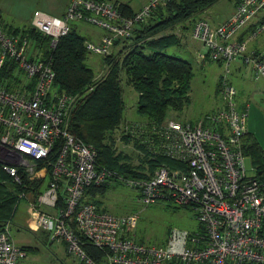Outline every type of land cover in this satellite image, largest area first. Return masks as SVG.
<instances>
[{
  "label": "built area",
  "instance_id": "obj_1",
  "mask_svg": "<svg viewBox=\"0 0 264 264\" xmlns=\"http://www.w3.org/2000/svg\"><path fill=\"white\" fill-rule=\"evenodd\" d=\"M163 1L148 0L133 19L126 18L113 0H69L62 16L34 9L29 24L48 35L52 47L72 20L97 25L105 32L84 46L88 52L107 55L116 38L130 35L133 21L142 20ZM233 4L225 20L210 26L201 19L193 31L204 46L197 57L225 65V75L217 83L221 104L195 123L173 116L158 125L124 123L117 136L131 133L152 150H146L149 155L165 158L152 173L125 178L139 190V200L185 205L199 222L193 230L172 227L162 245L133 237L136 211L117 215L86 199L87 187L118 174L99 165L93 145L68 129L77 96L54 85L50 57L35 46L27 30L3 27L0 12V73L13 62L11 72L20 79L19 87L7 88L12 76H0V172L20 189L29 187L36 193L35 203L27 208L33 213L32 227L48 231L50 241L62 240L67 251L86 264L95 263L86 256L79 235L107 250L106 264H264V176L257 164H246L250 156L242 138L247 111L237 106V88L226 77L231 62L243 58L255 76L264 78V47L248 49L246 39L238 38L264 0ZM253 26L248 37L264 29V19ZM10 224L0 227V264H24L26 251L14 241Z\"/></svg>",
  "mask_w": 264,
  "mask_h": 264
},
{
  "label": "trees",
  "instance_id": "obj_2",
  "mask_svg": "<svg viewBox=\"0 0 264 264\" xmlns=\"http://www.w3.org/2000/svg\"><path fill=\"white\" fill-rule=\"evenodd\" d=\"M215 1L217 0H166L159 3L149 15L137 21L129 36L114 40L113 46L123 40L127 42L123 44V51L120 52L123 54L118 59L120 53L112 57H109V54L103 55V62L106 61L109 65L99 77L93 76V68L85 61L88 52L83 44L85 36L75 31L72 25L65 35L59 37L53 47L50 45V37L33 29L29 23L13 28L27 30L35 46L44 56L50 57L55 73L54 85L68 94H78L70 110L68 129L84 142L93 145L97 150L96 160L99 165L118 174L111 175L108 180L98 185H90L85 190L86 199L103 210L105 209L102 207L101 197L106 192L111 179L125 180V178L147 175V172L152 173L154 168L165 159L161 156L153 157L152 154L147 156L152 150L144 147L131 133H122V137L133 139L132 144L135 148L145 154L141 155L140 168L145 162L148 169L145 172H138L133 169L135 165L122 161L128 153L124 150L118 151L116 146H113L114 132L124 123L132 125L135 122H146L148 125L152 123L158 125L168 116L170 110L181 111L189 102L193 76L192 63L164 51L166 47L178 43L179 37L174 33L160 37L155 35ZM118 8L122 13L130 16L134 13L123 2L118 3ZM248 27L250 28L247 30L251 31L254 26ZM12 68L13 62L8 69L5 68L0 73V76L5 74L12 76V79L5 84L7 88L20 86L18 83L20 79L13 74V71L11 72ZM122 76H124L123 80L137 92V111L145 118L134 121L125 119L123 123L125 101ZM89 86L91 88H88ZM242 140L244 152L252 155V161L257 162L258 173L264 176V154L258 141L248 132ZM3 177L9 181L8 185ZM17 188L20 186L14 183L9 175L0 172V227L7 219H12L14 216L16 209L14 204L20 198L15 192ZM79 237L86 256L95 264H106L107 250L93 244L83 235ZM22 247L26 248V246ZM80 263L84 264V260Z\"/></svg>",
  "mask_w": 264,
  "mask_h": 264
},
{
  "label": "rangeland",
  "instance_id": "obj_3",
  "mask_svg": "<svg viewBox=\"0 0 264 264\" xmlns=\"http://www.w3.org/2000/svg\"><path fill=\"white\" fill-rule=\"evenodd\" d=\"M41 2L42 0H0L2 18L5 23L11 25L12 27L25 26L29 23V19H31L32 12L35 9L34 7L41 6ZM229 4V0H219L215 6L207 8V12H210V15L214 16L215 19L220 20L227 13L230 6ZM156 6H152L151 11H153ZM263 9L264 8L261 10ZM136 11H134V14ZM260 12H258V14ZM122 14L126 18H133L134 15L132 14L130 16L124 13ZM193 17L197 20L191 31H194L195 25L199 22V20H201L198 15H193L190 19ZM192 20L194 21V18ZM189 22V19L185 20V23L182 20L181 23L175 26L170 25V27L162 30L155 36L160 37V35L162 36L170 31H175L176 35L181 39L180 43L168 46L164 51L167 54L187 59L192 63L193 76L189 90V102L181 111L170 110L168 112V116H173L174 118L181 120L186 119L191 123H195L203 119L210 111L216 109L221 104L222 97L217 90V83L219 78L225 75V65L217 61H206L205 63H201L196 59L197 51L202 49V47H200L199 41L191 37V33L189 31L191 27H189ZM137 23V21L132 22L134 26L137 25ZM185 24L188 25L184 26ZM2 26L8 27L3 23ZM86 32V30L82 31L85 36ZM86 40L90 39H84V42ZM124 43L127 42L123 40L122 42L117 43L116 46L112 45L109 57L123 51ZM261 43H264V29L258 32L257 35L252 37L250 40H247L248 46ZM122 54L123 53H120L117 56V59L120 58ZM103 60V54L87 52L85 61L93 68L94 77H99L103 74V72H105V70H107L109 63L106 61L103 62ZM247 66L248 70L246 72L239 73L234 72L233 66L230 64L229 72L226 77L228 81L240 88L241 91L238 93L237 99H247V104H249L247 121H251L249 124L250 130L256 133L258 145L264 149V78L262 76L255 77L253 71L250 70L249 65ZM123 79L124 76H122L123 98L125 101L123 123L125 122V119L134 121L145 118L137 111V92ZM74 95L78 96V94ZM124 126H121L116 132H114L115 140L114 142L112 141V144L113 146H116L118 151L124 150L128 153L122 161L132 164V166L135 165L133 169H136L138 172H145L148 169L147 163L144 162L143 167L140 168V160H142L141 155H143L144 152L135 148V145L132 144L134 142L133 139L124 137L117 139V136L121 133V129ZM147 156H149L148 153ZM249 156L250 158H246L247 166H256L257 162L252 161L251 154H249ZM3 180L6 181V184L9 183L5 177H3ZM15 192L18 194V198L20 197L21 199L19 198L18 202H15L14 204L16 209L13 218L7 219L6 221L11 223L10 231L13 238L15 237L16 239H19L18 237H20V239L23 238L24 240L25 238L29 239L32 236L31 231H28L26 228H20L22 231L20 233L17 231V228L18 226H24L27 222H29L30 226H32L33 213L31 214L27 208L31 202L35 203L34 200L36 193L32 194L29 187L26 189L17 188ZM139 195V190L129 185L125 180L113 178L109 181L108 188L101 197L102 207L111 213L120 215L127 214L129 212H137V221L130 228V233H132L135 239L143 241L147 244L162 245L167 239L169 231L172 227L177 226L193 230L199 225V222L194 217V213L191 208L185 205L176 204L171 200L167 201L163 199H158L154 202L145 204L139 200ZM46 234L49 238L48 231ZM44 239L46 240L45 237ZM47 240L46 242L39 241L35 243L38 249L27 251L28 262L32 264H79L80 259L78 256L74 253L68 252L66 245L62 242V240ZM17 243H19L18 240Z\"/></svg>",
  "mask_w": 264,
  "mask_h": 264
},
{
  "label": "crops",
  "instance_id": "obj_4",
  "mask_svg": "<svg viewBox=\"0 0 264 264\" xmlns=\"http://www.w3.org/2000/svg\"><path fill=\"white\" fill-rule=\"evenodd\" d=\"M117 3H125L127 6H129L132 10L136 11L138 9H140L144 4H146V2H148V0H113ZM219 0L215 1L214 3H212L211 5H209L208 7L202 9V10H199L198 12H196L194 15H198L199 19H204L208 22V24L210 26H215L217 24H219L220 22H222L223 20H225L233 11H234V4H233V0H229V9L227 10V13L225 14V16L218 20V19H215L214 16L210 15V12H207V8L211 7V6H215L216 3H218ZM50 2H51V5H50ZM69 0H42L41 2V6H35L34 8H40V9H43L51 14H54V15H58V16H62L65 9H66V6L68 4ZM33 8V9H34ZM264 8V7H263ZM0 12H1V8H0ZM260 12V11H259ZM193 16V15H192ZM191 17V16H190ZM190 17L186 18L185 20L189 19L190 20V24H189V27H191V29L189 30L190 33H191V37L197 41L200 42V47H202V49H204V46L202 45V42L201 40L194 36V33L192 30V27L194 25V23L196 22V18H194V21L192 19H190ZM264 18V9L261 10V12L259 14H257V16L250 22V24L246 25L245 27H243L240 32L238 33V38H244L246 39V42L247 40H250L252 37H248L249 35V30H247L249 25L250 26H253V24H255V22L259 19H263ZM185 20L184 23H185ZM29 22H30V19H29ZM182 22V21H181ZM179 22V23H181ZM1 23H3L4 25H7L8 27H5V28H10V29H13L17 26H14L12 27L11 25L5 23L4 19L2 18V12H1ZM177 23V24H179ZM175 24V25H177ZM187 24V25H188ZM70 25H72V28L77 31L79 34L85 36V34L82 33V31L86 30V36H85V39H90L92 41H98L100 39V37L103 35V33L105 32L104 29H102L101 27L99 26H96V25H93V24H90L88 22H85V21H82V20H72L70 22ZM174 25V26H175ZM186 24L184 26H187ZM247 30V31H246ZM169 33H174L176 34L175 31H170ZM257 35V34H256ZM255 36V35H254ZM253 36V37H254ZM181 39L179 37V42L180 43ZM177 43L175 44H172L173 45H176ZM171 46V45H170ZM248 46V45H247ZM199 47V48H200ZM264 47V43H261V44H253L251 46H248V49H261ZM201 50V49H200ZM199 51V50H198ZM196 57V56H195ZM196 59L201 62V63H205L206 61H212V60H201L199 59L198 57H196ZM221 63V62H220ZM232 66H233V71L234 72H239V73H242V72H246L248 69V64L243 60V58H237L235 59L234 61L231 62ZM249 68L250 70L252 71L250 65H249ZM255 77H258V76H255ZM258 80V79H257ZM233 84V83H232ZM235 87L237 88V95L238 93L241 91L239 87H237L235 85ZM237 106L238 107H244L246 108V111H248V108H249V104H247V99L246 100H242L239 98L237 99ZM178 120H181V119H178ZM186 120V119H184ZM251 123V121H247L246 124H247V132L248 133H251L253 135V137H255V139L257 140V135L254 131L250 130V127H249V124ZM258 141V140H257ZM20 228H26L28 231H31L32 232V236L28 239V238H25V240L23 238L20 239V237H18L19 239H15L16 243H17V240H18V244L19 245H22V246H26L25 251H26V255L24 257V259L22 260V262L24 264H32L30 262L27 261V251L28 250H36L38 249L37 245L35 243L39 242V241H42V242H46L47 239H49L47 237V234L45 230H43L42 228H34L32 226H30L29 222H27L26 224H24V226H18L17 228V231H19L20 233L22 232L20 230ZM26 231V230H25ZM45 235H44V234ZM46 238V240L44 239V237ZM34 235V236H33ZM42 236V237H40ZM24 240V241H23ZM50 240V239H49ZM48 241V240H47ZM28 242V243H27ZM64 243V242H63ZM65 244V243H64ZM34 252V251H32ZM79 264H83V263H80L79 261ZM84 264H86L84 262Z\"/></svg>",
  "mask_w": 264,
  "mask_h": 264
}]
</instances>
